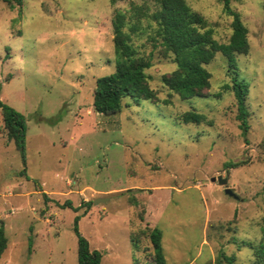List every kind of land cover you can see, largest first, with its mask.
I'll use <instances>...</instances> for the list:
<instances>
[{
	"label": "rangeland",
	"instance_id": "374dc122",
	"mask_svg": "<svg viewBox=\"0 0 264 264\" xmlns=\"http://www.w3.org/2000/svg\"><path fill=\"white\" fill-rule=\"evenodd\" d=\"M185 2L218 43L228 42L232 17L223 0ZM262 2L229 0L247 29L248 53L235 55L232 72L216 54L206 65L209 89L190 100L162 85L176 65L153 49L155 24L142 19L132 42L151 52L149 87L170 103L126 98L107 116L94 111L92 95L97 78L114 72L111 22L132 4L153 13L156 0L0 3V101L26 123L23 161L0 114V264H77L75 228L100 264H154L155 228L166 264H212L221 252L234 264H264L248 245L259 248L264 216ZM233 77L248 84L246 135L233 93L221 91ZM186 111L205 122L178 121ZM218 176L238 200L212 180Z\"/></svg>",
	"mask_w": 264,
	"mask_h": 264
},
{
	"label": "trees",
	"instance_id": "16d2710c",
	"mask_svg": "<svg viewBox=\"0 0 264 264\" xmlns=\"http://www.w3.org/2000/svg\"><path fill=\"white\" fill-rule=\"evenodd\" d=\"M23 1L0 0V3L20 8ZM109 1L114 4L121 0ZM156 3V11L153 13L149 12L147 6L135 4L131 5L128 15L121 11L116 12L111 22L115 68L112 74L99 77L95 82L92 106L96 113L106 116L117 114L121 111L123 100L126 98L134 102L139 100L160 102L156 91L149 87L148 76L145 74V70L151 67L152 54L140 53L132 42L142 19L153 21L155 24L153 34L149 38L153 49H159L165 57H172L176 65L171 73L161 77V83L181 100L205 96L211 77L206 65L216 54L220 53L226 58L228 69L232 72L237 70L235 55L248 53L247 29L239 14L229 7V0H223V13L232 17V33L225 44L218 43L213 38V30L208 22L199 13L192 11L185 0H156ZM262 9L264 12V0ZM221 91L233 93L237 110L236 119L243 134L246 135L248 84L233 77L231 84H224ZM160 103L168 105L170 101L165 99ZM0 114L7 138L20 148L24 161L25 117L1 101ZM178 121L199 125L205 122V116L195 111H186L178 116ZM238 167V163L225 164L226 169ZM74 231L77 237V264H100V253L90 249L88 241L78 233L77 228ZM261 234L258 249L248 244L260 262L264 260V216ZM148 236L154 264H166L161 247V232L155 228ZM5 248L6 238L3 228H0V255ZM234 261L233 257L221 252L212 264H234Z\"/></svg>",
	"mask_w": 264,
	"mask_h": 264
},
{
	"label": "water",
	"instance_id": "95a60500",
	"mask_svg": "<svg viewBox=\"0 0 264 264\" xmlns=\"http://www.w3.org/2000/svg\"><path fill=\"white\" fill-rule=\"evenodd\" d=\"M213 181L216 180L217 184L221 187H223V192L234 198L235 200H238V196H236L233 192V190H231L230 188L227 187V177H221V176H218L216 179H212ZM105 202V199H96L94 200V204H98V203H103Z\"/></svg>",
	"mask_w": 264,
	"mask_h": 264
}]
</instances>
